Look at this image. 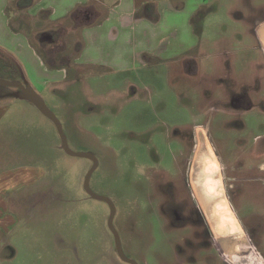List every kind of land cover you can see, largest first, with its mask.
<instances>
[{
	"label": "rangeland",
	"instance_id": "374dc122",
	"mask_svg": "<svg viewBox=\"0 0 264 264\" xmlns=\"http://www.w3.org/2000/svg\"><path fill=\"white\" fill-rule=\"evenodd\" d=\"M203 14L205 26L200 16L195 24L204 47L199 60L208 72L205 77L172 78L170 67L161 62L121 68L96 65L82 68L57 89L35 87L60 120L69 147L96 155L98 167L90 187L113 201L123 249L140 264H207L201 249L207 246V234L202 224H194L198 216L183 184L178 183L173 202L183 205L188 220L194 221L183 227L155 222L144 192L150 166L175 172L176 163L183 162L189 192L204 216L217 258L226 264H264V235L257 237L258 247L243 223L249 224V214L264 209V180H244L232 200V181L224 165L231 174L247 176L239 169L231 171L230 164L242 160L249 164V178L264 179L255 167L264 162V54L258 44L263 39L258 29L264 21V0H209ZM66 43L67 53L74 54L75 45L69 38ZM10 59L17 65L0 49V63L19 76ZM246 79L253 105L237 108L233 95L240 93V82ZM14 92L19 95L14 87L0 84V170L23 164L30 167L27 175L40 177L41 167L46 174L13 195L19 221L8 235L0 232V264H114L110 259L127 264L113 247L110 206L85 191L93 161L69 155L60 147L53 121ZM198 126L197 146L189 156L191 134ZM206 138L212 152H204L203 169L208 172V161L219 164L217 172H208L221 186V195L215 197L204 184L208 176L202 175L197 158L205 148L198 142ZM251 145L257 147L254 155L249 154ZM177 173L173 178L178 179ZM4 236L8 246L2 248Z\"/></svg>",
	"mask_w": 264,
	"mask_h": 264
},
{
	"label": "crops",
	"instance_id": "0c3cea01",
	"mask_svg": "<svg viewBox=\"0 0 264 264\" xmlns=\"http://www.w3.org/2000/svg\"><path fill=\"white\" fill-rule=\"evenodd\" d=\"M205 9L209 0H0V49L42 98L36 89H57L86 66L161 62L172 78L205 77L195 24L200 16L205 26ZM258 42L262 48L264 40ZM240 83L249 87L247 79Z\"/></svg>",
	"mask_w": 264,
	"mask_h": 264
},
{
	"label": "flooded vegetation",
	"instance_id": "af4514ba",
	"mask_svg": "<svg viewBox=\"0 0 264 264\" xmlns=\"http://www.w3.org/2000/svg\"><path fill=\"white\" fill-rule=\"evenodd\" d=\"M263 24H264V21H262L259 24V27L262 30L261 36L264 39V25ZM257 27H258V25H257ZM261 46H262V49L264 50V44L263 43L261 44ZM248 88L246 86H241L240 93L236 91L237 93H235L233 95V103H232L233 106H235V107L237 106V108L238 107L249 108L250 106L253 105V103L251 102V99L249 97ZM196 132L197 131L195 129L194 132H192V134H191L192 147L190 149L189 156L192 155V153L195 151L196 146H197L198 137H197ZM198 145H199V142H198ZM60 147H62V142H61ZM263 149H264V147H263ZM256 150H257V147H254L251 145L249 147V154L254 155ZM180 154L181 155L183 154L182 150L180 151ZM218 155H219V153H218ZM219 158L221 159L220 155H219ZM241 162L237 161V165H235V163H234V166H233V164H230V166L232 167L231 171H233V169L238 171V169H239V170H242L241 174H245L247 176H239L238 174H234V173L231 174L230 167L223 162L225 165V168H226V174L228 176L227 178H229V180L232 181L228 186L232 200H233L234 196L236 195V189H237L236 186L239 184L243 185L244 180H246V181L264 180L263 178H261L257 175H253L252 177L249 178V164L245 165V163H243L242 160H241ZM153 164H155V162L151 163L149 165H153ZM156 164L159 165L161 163L156 162ZM176 164L178 166V170L176 167L175 172L172 171V169H168L167 167H164V166H159L158 168L160 169V171H156L154 166H150V169H152V172L149 174H144L145 180L147 182V187L145 186L144 192L148 193V195H147L148 200L151 203V204L149 203L151 214L154 217L155 222L158 221L159 223L161 222L163 224V221H164L165 223L168 224V226H172V227H180V226L183 227L184 225H186L188 223L189 217L186 214L185 207L183 205H179V204L173 202V201H177V198H178L176 195L178 192L177 186H178V183L181 182L183 184V186L186 188L188 195L191 198V202H192V205L194 207V212L198 216L197 217L198 221L194 222L193 220H190L189 222L192 221V222H194V224L195 223L202 224L203 228L205 229V232L207 234L206 235L207 246H206V248H201L203 250L202 256L208 257L205 260V263L207 262V264H226L224 262V259L223 260L218 259L216 254L213 252L212 241L210 238L211 236L209 233L210 231L206 225L204 216H203L202 212L200 211L199 205L196 204V202L192 198V194H190V192H189L190 188L192 189V187H191L190 182L188 183V179L185 178V172H186L187 165L185 162H183V164H185L184 167L182 166L183 164L182 165L180 163H176ZM149 165H147V166H149ZM261 165H264V162H262L261 164L257 163L255 167L260 168L258 170L264 173V166H261ZM29 168H30L29 166H24L23 164H20L16 168L4 167L0 170V232L3 235H8L10 233V230H12L14 228L13 225L15 223H18V221H19V217L16 214V212L14 211V208L12 206L13 204H12L11 199H12L13 195L15 193H17V191L20 188L23 189L30 184L39 183V180L41 178H43L46 174V170L41 167V169H42V171H44V173L40 177L39 176L37 177V175H32V176L27 175ZM218 170H219V164L217 165L216 172ZM177 171H178V173H177ZM176 173L178 175V179L173 178L174 175L176 177ZM201 173L203 176L206 175L205 178H207V176H208L207 182L204 184L207 187V189L211 191L210 193L215 192L216 194L221 195L219 193L222 191L221 186L219 184H217V182H214L213 179H210L207 171L201 170ZM209 181H212L211 186H209ZM8 184L14 185V186L11 188H8L7 187ZM217 185H219V187ZM240 193H243V191ZM86 194L88 195V197H91L87 192H86ZM252 210H255V209L253 208ZM255 211L256 212L249 214V224H246L244 222V220H243V223L247 226L248 230H249V228L251 229V233L253 235L255 243L259 247L257 237L259 236V234L264 235V232H262V231H264V209H258ZM6 217H9V219H6ZM155 225H156V223H155ZM112 234H113V232H112ZM113 237H114V246L113 247L115 248V253H116L117 257L121 261H123L127 264H132L131 262H128V261H126L120 257L118 250H117L114 234H113ZM5 239H6V236H4L2 241H1V243H3L2 248L8 246V242ZM120 239H121V237H120ZM121 243H122V241H121ZM122 247H123V244H122ZM124 253H125V251H124ZM125 255L127 257L135 260L134 258L128 256L126 253H125ZM261 255L264 259V255L262 254V252H261ZM109 261L111 263L113 262L114 264H117L114 259H110ZM135 261L138 264H140L137 260H135Z\"/></svg>",
	"mask_w": 264,
	"mask_h": 264
},
{
	"label": "water",
	"instance_id": "95a60500",
	"mask_svg": "<svg viewBox=\"0 0 264 264\" xmlns=\"http://www.w3.org/2000/svg\"><path fill=\"white\" fill-rule=\"evenodd\" d=\"M0 84L17 88L19 90L18 91L19 95H17L18 97L27 99L28 101L33 103L44 115H46L49 119L53 121V123L56 125L59 131V134L61 136L62 148L69 155L76 156V157H85L93 161V166L89 170L88 174L86 175L85 181H84L85 190L92 198L108 203V205L110 206V217H109L108 223H109L110 230L113 232L115 236V242H116L118 253L122 259L128 262H131L132 264H138L135 260L127 257L124 253L120 235L114 226V217L116 214V208H115L113 201L111 200V198L105 195H100L94 192L90 187L91 176L96 170V168L98 167V159L96 155L91 152H77V151L72 150L69 147L67 136L64 132V129H63V126L60 120L57 118L55 113L47 106L44 99L27 82H24V81L22 82V81H17V80H6L3 78H0Z\"/></svg>",
	"mask_w": 264,
	"mask_h": 264
},
{
	"label": "trees",
	"instance_id": "16d2710c",
	"mask_svg": "<svg viewBox=\"0 0 264 264\" xmlns=\"http://www.w3.org/2000/svg\"><path fill=\"white\" fill-rule=\"evenodd\" d=\"M10 61L15 65V67L17 68V71H18V75L19 76H15L12 72V68L11 66L9 65H4L3 63H0V77L2 78H6L8 80H17V81H22L23 82V78H22V75L20 73V69L17 67V65L10 59ZM14 67V68H15ZM6 69V70H5ZM4 71V72H3ZM16 90H18L17 88H15ZM19 91V90H18Z\"/></svg>",
	"mask_w": 264,
	"mask_h": 264
},
{
	"label": "bare ground",
	"instance_id": "6f19581e",
	"mask_svg": "<svg viewBox=\"0 0 264 264\" xmlns=\"http://www.w3.org/2000/svg\"><path fill=\"white\" fill-rule=\"evenodd\" d=\"M206 133V132H205ZM199 145H202V146H204L205 148H201L200 150H199V152L197 153V158H199V160H200V164H201V169L204 171V169H203V166H202V163H203V160H204V157H205V155L206 154H204V152H207V153H209V152H212V150H211V147L208 145V139L206 138V139H203L202 141H200L199 142ZM201 152H202V154H201ZM206 171V170H205Z\"/></svg>",
	"mask_w": 264,
	"mask_h": 264
},
{
	"label": "clouds",
	"instance_id": "9594fccd",
	"mask_svg": "<svg viewBox=\"0 0 264 264\" xmlns=\"http://www.w3.org/2000/svg\"><path fill=\"white\" fill-rule=\"evenodd\" d=\"M208 172L211 174L217 170V164L213 161H208ZM212 185V181H209V186Z\"/></svg>",
	"mask_w": 264,
	"mask_h": 264
}]
</instances>
